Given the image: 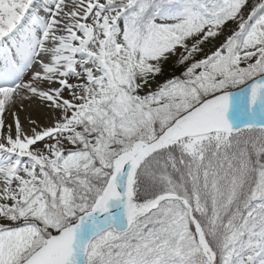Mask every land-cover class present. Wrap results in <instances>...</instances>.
I'll list each match as a JSON object with an SVG mask.
<instances>
[{"label": "snow or ice", "instance_id": "obj_1", "mask_svg": "<svg viewBox=\"0 0 264 264\" xmlns=\"http://www.w3.org/2000/svg\"><path fill=\"white\" fill-rule=\"evenodd\" d=\"M0 264H264V0H0Z\"/></svg>", "mask_w": 264, "mask_h": 264}, {"label": "rangeland", "instance_id": "obj_2", "mask_svg": "<svg viewBox=\"0 0 264 264\" xmlns=\"http://www.w3.org/2000/svg\"><path fill=\"white\" fill-rule=\"evenodd\" d=\"M234 28H235V25H233V24H231V23H230L228 26H226V28H225V30H224V33H223L220 37H218L216 41H212V42H209V43L207 44V46H206V50H207V49H212V48H214V47L217 45L218 42H222L223 39H224V37H225L227 34H229L230 31H231L232 29H234ZM173 66H174V65H169V66H168V69L171 68V67H173ZM179 73H180V69H176V70H174V73H172V74L179 75ZM35 109H39V111H43L44 114H47V112H45L44 110H42L41 108H39L35 103L28 104V105H27V108H25L23 112H20V113H19L20 118H21V121L23 122L24 119L26 118V112H25V110H27L28 114H30V113H32V111L35 110ZM24 112H25V115L23 114ZM48 116H49V115H48ZM48 116H47V118H44V119H43V121H42L43 124H48V123H49ZM23 123H24V127L27 129V127H28L27 122H23Z\"/></svg>", "mask_w": 264, "mask_h": 264}, {"label": "bare ground", "instance_id": "obj_3", "mask_svg": "<svg viewBox=\"0 0 264 264\" xmlns=\"http://www.w3.org/2000/svg\"><path fill=\"white\" fill-rule=\"evenodd\" d=\"M27 105L28 104H25V108H27ZM26 112V117H32L34 119H38L41 123L43 121L44 118H47V116L49 115L48 113L47 114H44L43 111H39V109H35L32 111V113L28 114L27 110H25ZM25 112L23 113L25 115ZM11 121H9L10 123ZM23 122H27L26 118L24 119Z\"/></svg>", "mask_w": 264, "mask_h": 264}, {"label": "trees", "instance_id": "obj_4", "mask_svg": "<svg viewBox=\"0 0 264 264\" xmlns=\"http://www.w3.org/2000/svg\"><path fill=\"white\" fill-rule=\"evenodd\" d=\"M177 68H175V66L171 67L168 69V73L171 75L172 73H174V70H176Z\"/></svg>", "mask_w": 264, "mask_h": 264}]
</instances>
